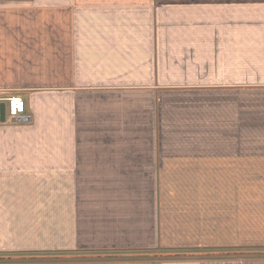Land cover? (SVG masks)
Here are the masks:
<instances>
[{
	"label": "crops",
	"instance_id": "1",
	"mask_svg": "<svg viewBox=\"0 0 264 264\" xmlns=\"http://www.w3.org/2000/svg\"><path fill=\"white\" fill-rule=\"evenodd\" d=\"M12 97L10 264H264V0H0Z\"/></svg>",
	"mask_w": 264,
	"mask_h": 264
},
{
	"label": "built area",
	"instance_id": "2",
	"mask_svg": "<svg viewBox=\"0 0 264 264\" xmlns=\"http://www.w3.org/2000/svg\"><path fill=\"white\" fill-rule=\"evenodd\" d=\"M25 113V103L19 97H12L7 100V117L17 119Z\"/></svg>",
	"mask_w": 264,
	"mask_h": 264
},
{
	"label": "rangeland",
	"instance_id": "3",
	"mask_svg": "<svg viewBox=\"0 0 264 264\" xmlns=\"http://www.w3.org/2000/svg\"><path fill=\"white\" fill-rule=\"evenodd\" d=\"M8 119V118H7ZM3 258H5V259H7V258H12L13 259V261H19V260H23V261H25L26 259H29V262H33V261H36V259L37 260H39V261H44V260H47L46 259V257L45 258H39V257H37V258H35V257H20V256H8V255H4L3 256ZM81 258V257H80ZM35 259V260H34ZM10 263H15V262H10ZM10 263H7V264H10Z\"/></svg>",
	"mask_w": 264,
	"mask_h": 264
},
{
	"label": "water",
	"instance_id": "4",
	"mask_svg": "<svg viewBox=\"0 0 264 264\" xmlns=\"http://www.w3.org/2000/svg\"><path fill=\"white\" fill-rule=\"evenodd\" d=\"M6 111H7V106L5 103H2L0 105V121L2 123L6 122Z\"/></svg>",
	"mask_w": 264,
	"mask_h": 264
},
{
	"label": "trees",
	"instance_id": "5",
	"mask_svg": "<svg viewBox=\"0 0 264 264\" xmlns=\"http://www.w3.org/2000/svg\"><path fill=\"white\" fill-rule=\"evenodd\" d=\"M23 257H25V256H23ZM10 262H15V263H17V262H23V260H19V261H13V259L12 258H7V259H5V258H3V257H0V263H3V264H7V263H10Z\"/></svg>",
	"mask_w": 264,
	"mask_h": 264
}]
</instances>
